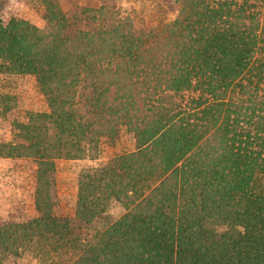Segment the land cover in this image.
I'll return each mask as SVG.
<instances>
[{"label":"trees","instance_id":"16d2710c","mask_svg":"<svg viewBox=\"0 0 264 264\" xmlns=\"http://www.w3.org/2000/svg\"><path fill=\"white\" fill-rule=\"evenodd\" d=\"M175 2L161 24L51 0L43 28L0 19V72L34 75L47 104L0 143L35 163L36 211L0 217V264H264V0ZM120 124L134 148L82 167L57 214L56 161L99 158ZM111 202L123 211L99 226Z\"/></svg>","mask_w":264,"mask_h":264},{"label":"rangeland","instance_id":"374dc122","mask_svg":"<svg viewBox=\"0 0 264 264\" xmlns=\"http://www.w3.org/2000/svg\"><path fill=\"white\" fill-rule=\"evenodd\" d=\"M46 0H0V19L10 17L26 19L43 28ZM57 3L68 16L79 14L82 8L98 7L111 3L139 23L161 24L173 19L177 13L175 0H51ZM86 27L83 20L73 22ZM47 104L38 89L35 77L29 73L0 72V143L14 140L12 122L23 120L28 112L46 111ZM134 148L133 134L120 124L112 140L103 139L97 159H68L56 161L55 180L51 186L54 211L59 215L71 214L74 210L77 191V176L82 167L99 162L113 153ZM35 163L28 157H0V217L23 221L36 215L33 196L35 189ZM264 187V175L261 178ZM123 211L115 202L108 204L97 224L103 226L110 218ZM5 264H43L30 250L11 256Z\"/></svg>","mask_w":264,"mask_h":264}]
</instances>
